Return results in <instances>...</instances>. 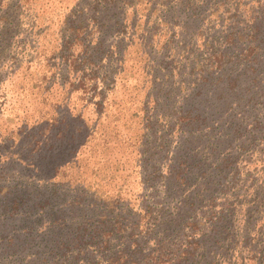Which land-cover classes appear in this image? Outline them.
Here are the masks:
<instances>
[{
    "label": "rangeland",
    "instance_id": "rangeland-1",
    "mask_svg": "<svg viewBox=\"0 0 264 264\" xmlns=\"http://www.w3.org/2000/svg\"><path fill=\"white\" fill-rule=\"evenodd\" d=\"M0 93V264H264V0H0ZM81 108L102 174L38 186L10 111Z\"/></svg>",
    "mask_w": 264,
    "mask_h": 264
},
{
    "label": "trees",
    "instance_id": "trees-1",
    "mask_svg": "<svg viewBox=\"0 0 264 264\" xmlns=\"http://www.w3.org/2000/svg\"><path fill=\"white\" fill-rule=\"evenodd\" d=\"M119 1L122 2L123 0ZM83 82V84H81V93L79 94V98L82 102L86 103L84 104L86 105L85 107L90 106L93 108L96 104L99 106L100 101H105L104 97L106 96L105 93L107 90L102 91L103 99L97 100L95 92H97L98 89L89 85L88 81L84 80ZM96 82H98V80H96ZM73 98V96L70 97L69 102ZM6 100L7 99L4 100V106H7ZM98 109H100V107ZM81 110L84 111L86 108L78 110L76 116L71 119L75 125H73L70 121H66L65 118H58L55 116L45 117L44 120L40 121V123L36 126H30L29 121L23 119L20 113H18L20 115L19 116L13 111H10L11 117L14 116V119L16 120L14 121V125L16 130H18L17 133L27 139H25V143L29 145L30 151L28 153H30L31 156V158L28 159V163L30 165H37H32V169L34 170L32 171L33 174L30 179L38 186L52 185V189H55L56 187L58 192H61L60 189H64L65 186L69 188H82L81 190H87L86 187L90 184L88 181L89 174L95 177L97 173H100V165L103 160L97 161L99 162L96 165L98 167H95L94 163L96 161L89 162L87 160H82V158L85 153H88L89 155L93 154V157L95 158L94 154L96 150L89 146V140L98 142L101 139L100 143L102 144L103 150L108 146V141L106 137H99V135H96L97 133L91 130L89 116L87 118V113H83ZM6 112H9L8 108L3 111V114ZM56 126H59V128L57 129ZM30 132L33 134L29 135ZM78 134H80V136L76 138ZM80 138L82 139L81 142L76 141L78 144L76 145L74 140ZM10 141H13V146H17V142L15 140L9 138L8 142ZM96 153H98V150ZM90 169H92V171H89ZM106 177L107 174L102 176L101 179H106ZM64 191L66 192V190ZM39 192L46 193V191ZM120 259L122 258L119 257L114 260L113 264H116L120 261ZM126 264H128L127 260Z\"/></svg>",
    "mask_w": 264,
    "mask_h": 264
}]
</instances>
